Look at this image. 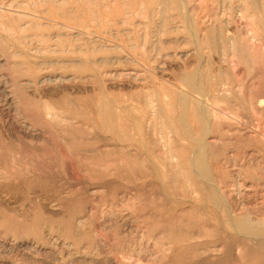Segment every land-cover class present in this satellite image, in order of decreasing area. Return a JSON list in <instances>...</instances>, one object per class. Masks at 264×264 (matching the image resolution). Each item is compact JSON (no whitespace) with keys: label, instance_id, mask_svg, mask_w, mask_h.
<instances>
[{"label":"rangeland","instance_id":"obj_1","mask_svg":"<svg viewBox=\"0 0 264 264\" xmlns=\"http://www.w3.org/2000/svg\"><path fill=\"white\" fill-rule=\"evenodd\" d=\"M0 264H264V0H0Z\"/></svg>","mask_w":264,"mask_h":264},{"label":"bare ground","instance_id":"obj_2","mask_svg":"<svg viewBox=\"0 0 264 264\" xmlns=\"http://www.w3.org/2000/svg\"><path fill=\"white\" fill-rule=\"evenodd\" d=\"M45 70V69H44ZM121 76V75H120ZM119 76V77H120ZM47 79V78H46ZM6 81V80H5ZM45 81V80H44ZM197 112V111H196ZM196 112H194V114H193V117L194 118H196L197 120H198V123L199 124H203V118H202V116L201 115H199L198 113H196ZM103 117V116H102ZM186 119H184L183 118V122L185 121ZM163 131V130H162ZM132 139V138H131ZM133 140L134 139H132V140H130V142L132 141V143H133ZM129 141V140H128ZM197 151V150H196ZM199 153H198V157H197V161L199 162V163H201L202 162V160H203V158H204V154H205V149L203 148V147H201L200 149H199V151H198ZM195 156H197V154L195 155ZM195 159V158H194ZM205 161H206V159H205ZM204 161V162H205ZM205 164V163H204ZM156 165V164H155ZM198 165V164H197ZM199 166V165H198ZM205 167V166H204ZM204 173H205V171H204Z\"/></svg>","mask_w":264,"mask_h":264}]
</instances>
